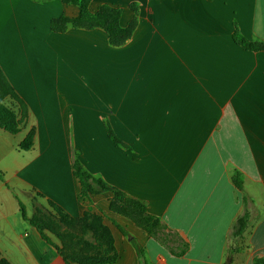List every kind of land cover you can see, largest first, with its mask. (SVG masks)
Returning <instances> with one entry per match:
<instances>
[{"label":"crops","instance_id":"1","mask_svg":"<svg viewBox=\"0 0 264 264\" xmlns=\"http://www.w3.org/2000/svg\"><path fill=\"white\" fill-rule=\"evenodd\" d=\"M132 3L138 28L116 47L102 27L52 30L53 18L81 17L77 2L0 0V66L28 106L18 133L0 127V255L67 264L19 198L29 217L55 222L60 235L45 232L66 254L110 259L98 264H264V49L233 35L264 43V0H88L86 9L119 8L126 25ZM32 129L33 145L21 148ZM75 150L144 202L157 227L111 210L110 191L82 197ZM244 205L250 224L234 240ZM57 210L101 217L113 247L92 231L86 242Z\"/></svg>","mask_w":264,"mask_h":264},{"label":"trees","instance_id":"2","mask_svg":"<svg viewBox=\"0 0 264 264\" xmlns=\"http://www.w3.org/2000/svg\"><path fill=\"white\" fill-rule=\"evenodd\" d=\"M65 1L79 3L82 7V15L80 18L77 19H71L64 15L58 18H53L51 20V28L54 31H65L70 25L84 28L102 27L108 33L110 44L113 46H121L132 37L133 32L138 23L137 14L139 8L136 3H132L130 6L135 15L131 18V20L126 26H121L119 22V16L122 11L119 8L103 5L95 13H90L86 9V4L88 0ZM234 37L236 38L238 43L248 49H264V43L252 42L241 34H239L237 31H235ZM0 83L3 86L6 94L9 95L13 100H15L19 107V112L16 113L6 109L0 103V127H4L11 133L16 134L20 131V126L28 115V106L26 102L17 93L13 85L10 83L1 66ZM109 135L116 143H120V140L110 128ZM34 137L35 130L29 133L26 138L22 141L20 145L21 148H30L34 143ZM73 171L74 175L78 178L80 182V195L82 197L90 198L92 195L98 194L100 192L110 191L112 193L110 204L111 210L130 218L137 225L145 227L147 229H153L154 227H157L158 221L154 220L152 216L147 212V208L144 202L140 201L137 198L129 196L123 190L117 188L112 184H109L107 181L90 172L80 159L78 150L74 151ZM232 180L239 189H243L244 179L242 173L239 170H236L233 173ZM18 200L23 218L27 220L30 224L35 226L46 241H48L58 249L59 253L64 257L67 264H72V262H78L81 264H98L106 263L110 260L89 257L83 258L84 256H80L81 258H79L78 254H66L63 249L59 245L54 243L45 232L46 228H50L53 231H56L55 222L52 221L50 217H48L47 219H45L44 217H29L27 215L24 203L19 198ZM247 201V196L244 195V202L247 203ZM244 206V211L236 217L231 226L230 235L234 240L242 239L244 237L246 229L250 224V211L246 205ZM57 212L59 213V219L64 222L68 227L82 233L92 231L96 235V237H98V239L104 240L110 248L113 247V238L111 235V231L106 225L103 224L101 217L97 215L91 216L86 214L83 217L68 218L59 210H57ZM120 229L123 233H126L123 228L120 227ZM57 234L60 235L59 232H57ZM238 249V247H233L231 253H234ZM139 252L141 256L144 255L142 249H140ZM0 264L11 263L0 255Z\"/></svg>","mask_w":264,"mask_h":264},{"label":"rangeland","instance_id":"3","mask_svg":"<svg viewBox=\"0 0 264 264\" xmlns=\"http://www.w3.org/2000/svg\"><path fill=\"white\" fill-rule=\"evenodd\" d=\"M139 8V7H138ZM135 15V13L133 12V16ZM132 16V17H133ZM121 17H122V13L120 14V16H119V22H120V24H121V26H126V25H123L122 23H121ZM137 17H138V23H137V26H136V28H135V30H134V32H133V35H134V33H135V31H136V29L138 28V24H139V18H140V9H139V11H138V14H137ZM132 35V36H133ZM234 35V34H233ZM235 38V37H234ZM131 39V38H130ZM235 40H236V38H235ZM237 41V40H236ZM238 42V41H237ZM240 44V43H239ZM124 45V44H123ZM123 45H121V46H123ZM241 45V44H240ZM121 46H116V47H121ZM244 47V46H243ZM244 48H246V47H244ZM246 49H248V48H246ZM249 50H252V49H249ZM0 103H1V105H3L6 109H8V110H10V111H13V112H16V113H18L19 112V107H18V104L16 103V101L15 100H13L9 95H7L6 94V92H5V90H4V88H3V86L1 85V83H0ZM23 125V124H22ZM22 125L20 126V128L22 127ZM35 129H32L31 131H30V133L32 132V131H34ZM86 235L84 236V240H86V242L87 241H89V239H91V233L88 231L87 233H85Z\"/></svg>","mask_w":264,"mask_h":264}]
</instances>
